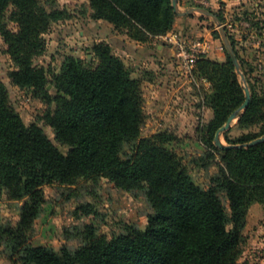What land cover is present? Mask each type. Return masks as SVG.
<instances>
[{
    "label": "trees",
    "instance_id": "16d2710c",
    "mask_svg": "<svg viewBox=\"0 0 264 264\" xmlns=\"http://www.w3.org/2000/svg\"><path fill=\"white\" fill-rule=\"evenodd\" d=\"M57 0H0V37L14 68L13 85L44 102L42 119L63 153L35 122L26 124L0 81V195L21 202L14 224L0 223V245L21 264H240L247 215L255 203L264 206V88L252 83L240 60L243 81L231 56L223 62L201 57L195 67L211 82L206 104L213 116L196 126L204 151L198 167L215 168L202 187L193 171L169 144L174 131L144 135L146 123L142 81L106 42L93 44L92 59L65 55L57 71L35 64L47 49L45 34L53 23L71 17ZM179 3L181 0H178ZM94 19H103L141 42L166 35L177 13L173 0H89ZM217 16L221 19L220 13ZM245 84V85H244ZM51 85V88H49ZM238 128L218 130L245 102ZM257 127V129H254ZM105 178L125 191H141L153 213L144 225H126L122 234L83 231L77 248L34 245L35 222L44 210L45 186L72 187Z\"/></svg>",
    "mask_w": 264,
    "mask_h": 264
},
{
    "label": "rangeland",
    "instance_id": "374dc122",
    "mask_svg": "<svg viewBox=\"0 0 264 264\" xmlns=\"http://www.w3.org/2000/svg\"><path fill=\"white\" fill-rule=\"evenodd\" d=\"M65 3L64 5H62ZM66 8L74 19L79 18V14H83L82 8H85V3L81 1L66 0L56 1L55 6ZM246 8L241 10V14H234L233 16L225 17L221 13V9L225 6L224 2L220 3L219 8L213 11L210 4L206 7L214 14L220 13L222 15L219 20L227 31V35H231L235 42V49L238 53L244 48L236 36L235 31L228 28L227 23L231 22L235 27L240 28L242 34L239 35L243 40L245 33L249 30H261L264 32V0H248ZM198 7V6H196ZM187 8L181 6V10L185 11ZM188 19L182 22V26L187 28L186 37H201L207 36L216 42L215 48L229 54L225 43L221 37L220 27L213 16L203 14L201 12H194ZM70 17V18H71ZM65 20L53 23L51 29V36L48 38L50 42L47 44L45 53L35 59V64L49 68L51 71H56L61 66L63 58L68 53L73 52L75 56H82V58L92 59L90 49L93 46H85L80 43V28L78 21L71 23L73 25L71 41L67 42L66 36L64 37L65 28L58 26V23H63ZM60 25V24H59ZM62 25V24H61ZM201 32V34H199ZM66 35L68 30H65ZM204 33H207L205 35ZM0 37V81L4 82L9 87L11 101L13 105L17 106L23 103H18L16 92L12 86H15L9 80V73L14 68V65L6 53V44ZM58 40V47L56 50L51 45L52 40ZM230 39V38H229ZM231 41V40H230ZM222 46L223 49L219 47ZM214 48V49H215ZM55 51V52H54ZM240 56V54H239ZM241 57V56H240ZM247 71L251 68L249 60L244 59ZM240 62V60H239ZM134 65V61L130 62ZM242 69V68H241ZM242 71V70H241ZM135 72V71H134ZM133 72V76L136 75ZM242 81V75H240ZM252 83L256 82V77L248 74ZM245 85V84H244ZM260 86V85H259ZM51 88V85H49ZM211 94V91L206 94V97ZM24 97V96H23ZM15 98V99H14ZM28 98L26 95L24 99ZM39 99L33 97L32 102L27 105V108L20 111L26 121V124L35 122L38 124L49 138L56 144V146L63 152L67 153L68 147L61 145L55 138V133L44 119H42V111L46 108L45 104L40 106ZM18 103V104H16ZM17 105V106H16ZM21 108V107H19ZM238 129L235 128L231 132V136H237ZM143 134L146 135V124L143 127ZM225 144V141L222 139ZM200 145L195 134H188L187 136L179 138L175 142H171L169 147L176 151L180 157L192 169L194 179L202 187H207L209 184L210 174L213 173L215 168L206 170L202 167L196 166L194 159L201 151ZM45 203L44 210L40 217L35 222V229L31 236V241L34 245H44L53 247L60 250L62 247L77 248L83 244V231L87 225H92L97 233L101 234H122L125 232L126 225H144L147 223L148 216L153 213V209L148 204L144 194L141 191H125L117 188L114 183L105 178L94 181H82L72 187L67 186H45ZM21 202L8 200L5 195H0V223L10 221L16 223L20 217ZM0 264H21L15 258H10L7 250L0 245Z\"/></svg>",
    "mask_w": 264,
    "mask_h": 264
},
{
    "label": "crops",
    "instance_id": "0c3cea01",
    "mask_svg": "<svg viewBox=\"0 0 264 264\" xmlns=\"http://www.w3.org/2000/svg\"><path fill=\"white\" fill-rule=\"evenodd\" d=\"M59 1L62 2V0ZM76 1L85 3V8H82L84 13L79 14V18L74 19V21L72 17L65 19L63 23H58V26L68 30L67 35L65 30L62 32H64L63 35L64 37L66 36L67 42H69L73 32L71 29L73 25L70 24L73 22L75 24L78 21L80 43L85 46H92L95 43L106 42L112 47L113 52L124 60L126 65L130 66V62L134 61V65L130 67L133 72L135 71L136 75L134 77L140 78L142 81L144 112L146 114V135L169 130L174 131L179 137H184L195 133L196 126L199 123H203L213 116L212 109L205 102L206 94L211 91V87H207L203 83H193L182 73L176 56V47L171 40L173 36H186L187 28L182 26V22H185L184 20L195 13L177 16L172 30L166 35L141 42L129 37L125 31L117 30L112 23L106 20L92 18L93 9L89 0ZM208 1L213 11L219 8L221 2H224L225 6L221 9V13L228 19V17L233 16V13L240 15L241 10L247 6L243 4H246L248 0ZM66 2H71V0H66ZM181 6L186 8L196 7L194 0H181ZM59 7L60 5L57 8ZM51 29L52 27L45 34L47 44L50 43L48 38L51 36ZM238 29L240 32L235 34L244 47L239 54L244 59L249 60L251 63L249 64L251 66L250 69L252 70L250 74L258 78V84L264 88V72L260 70V65L264 61V32L250 29L248 33H245L246 35H244L242 40L239 36L242 31L240 28ZM204 34L207 35V33ZM51 43L53 48L56 47V50L61 51V48L58 47L59 41L57 39L52 40ZM214 44H216L215 41ZM67 55H74V53L71 52ZM206 57L223 62L225 53L215 48ZM12 87L17 93L16 98L19 104L26 95L30 98L29 102L19 106L16 105L18 107V109L16 108L17 111L26 123L20 111H24L27 105L32 102V94L28 89L20 88L19 86ZM7 88L9 90L8 85ZM38 101L40 106L44 104L43 101ZM236 121L237 119L232 125V131L237 128L239 131L237 135L248 131L238 128ZM254 129H257V127ZM198 144L201 149L198 153L200 155L204 151V147L199 141ZM243 236V252L239 260L240 264H264V206L262 204L255 203L251 206L243 229Z\"/></svg>",
    "mask_w": 264,
    "mask_h": 264
},
{
    "label": "built area",
    "instance_id": "2783aa9c",
    "mask_svg": "<svg viewBox=\"0 0 264 264\" xmlns=\"http://www.w3.org/2000/svg\"><path fill=\"white\" fill-rule=\"evenodd\" d=\"M194 4L198 7H206L209 5L208 0H194ZM229 29L240 32L233 23H227ZM172 42L176 47V56L178 63L182 69V73L185 74L188 79L193 83H203L207 87H211V82L205 78L200 77L195 72V67L197 61L203 57L207 56L214 50V41L212 38L207 36L201 37H178L173 36ZM223 49L222 46L219 47ZM218 49V47H217ZM260 70L264 72V61L260 65ZM30 98L21 99V103L29 102Z\"/></svg>",
    "mask_w": 264,
    "mask_h": 264
},
{
    "label": "water",
    "instance_id": "95a60500",
    "mask_svg": "<svg viewBox=\"0 0 264 264\" xmlns=\"http://www.w3.org/2000/svg\"><path fill=\"white\" fill-rule=\"evenodd\" d=\"M173 7H174V10L178 16H185V15L192 14L194 12H201L203 14H209V15L213 16L214 19L217 21V24L220 27L221 37L225 43V46L229 52V55L231 56L236 68L238 69V71L242 75V78H244V74L241 71V64H240L238 56L235 52L234 46L232 45V43H231V41L227 35V31H226L225 27L222 25V22L219 20L218 16L216 14L212 13L210 10H208L206 8H202V7H188L185 11H182L181 7H180V3L178 0H173ZM245 92H246L245 102L237 109V111H235L234 113H232L230 115L226 124L224 126H222L218 130V132L216 133L215 143L219 147H240V146H242V145H226V144H224L222 142V133L232 127V125H233L234 121L237 119L239 113L242 112L244 109H246L247 106L249 105V103L251 101L250 89L248 87H246ZM260 141H264V137H260L259 139L253 140L252 142L245 144V145H253V144H256L257 142H260Z\"/></svg>",
    "mask_w": 264,
    "mask_h": 264
}]
</instances>
